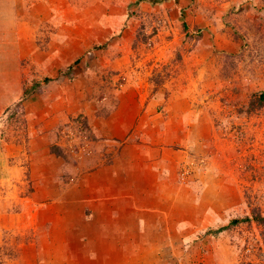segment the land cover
<instances>
[{
  "label": "rangeland",
  "instance_id": "1",
  "mask_svg": "<svg viewBox=\"0 0 264 264\" xmlns=\"http://www.w3.org/2000/svg\"><path fill=\"white\" fill-rule=\"evenodd\" d=\"M146 77L194 108L212 264H264V0H0V264H38L46 182Z\"/></svg>",
  "mask_w": 264,
  "mask_h": 264
},
{
  "label": "crops",
  "instance_id": "2",
  "mask_svg": "<svg viewBox=\"0 0 264 264\" xmlns=\"http://www.w3.org/2000/svg\"><path fill=\"white\" fill-rule=\"evenodd\" d=\"M136 82L117 105L96 109L94 150L79 145L75 162L67 153L61 188L46 182L45 194L60 199L32 220L44 227L38 264H212V173L187 167L201 149L194 108L175 90L163 104L149 77Z\"/></svg>",
  "mask_w": 264,
  "mask_h": 264
},
{
  "label": "trees",
  "instance_id": "3",
  "mask_svg": "<svg viewBox=\"0 0 264 264\" xmlns=\"http://www.w3.org/2000/svg\"><path fill=\"white\" fill-rule=\"evenodd\" d=\"M157 2V0H153V2ZM262 97H264V96H262ZM259 219L261 220V221H263L264 222V217H259ZM241 220L240 219H234V220H232V224H236V223H238V222H240Z\"/></svg>",
  "mask_w": 264,
  "mask_h": 264
}]
</instances>
